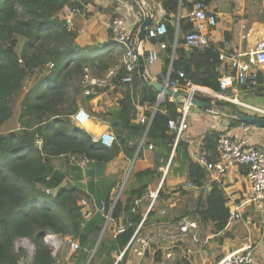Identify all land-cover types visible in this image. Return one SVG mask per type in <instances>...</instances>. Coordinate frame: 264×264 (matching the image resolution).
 I'll return each instance as SVG.
<instances>
[{"label":"trees","instance_id":"1","mask_svg":"<svg viewBox=\"0 0 264 264\" xmlns=\"http://www.w3.org/2000/svg\"><path fill=\"white\" fill-rule=\"evenodd\" d=\"M129 1L138 9L132 0ZM159 1L168 16L176 15L179 7L189 12L200 0ZM210 2L204 0L205 5ZM87 3V0H0V264H17L14 242L19 237H27L35 246L32 264H55L50 248L43 241V235L49 231L78 239L81 246L86 243L95 246L100 236L96 252L88 264H111V253H118L127 245L142 218L139 207L132 211V202L140 198L148 183L157 177V169L134 172L137 186L127 199L119 198L114 202L106 198L101 202L99 207L104 204L106 211L110 210L111 220L122 217L125 226L112 236L102 231L105 218L99 207L95 216L81 227L83 213L79 202L86 197L77 184L82 176L81 169L72 164L69 171H63L56 168L55 160L60 156L67 159L86 157L105 164L121 151L128 159H133L141 153L144 145L151 143L157 145L159 156L165 160L172 150L175 134L169 130L168 121L180 117L177 110L180 102L165 98L154 111L158 92L144 86L137 67L132 73L131 84L121 82L126 75L124 65L119 66L106 84L122 86L124 90L119 100L117 119L109 120L115 135L110 147L94 142L89 134L72 122L71 116L78 109L81 94L96 86L84 84L85 70L93 66L108 69L105 61L107 55L113 53L111 47L114 44L110 43L114 38L110 29L109 48L95 51L76 44L75 28L67 30L64 10L90 16L96 10L86 14L84 5ZM177 29L178 32L173 24L166 22L164 36L146 38L152 43L165 42V50L172 54V59L165 61L162 73L166 74L170 66L171 79L182 71L191 83L219 91L218 78L230 68L219 59V53L212 45L204 49L192 48L190 52L183 49L184 37L191 29L187 17L179 19ZM20 37L24 41L17 51ZM174 41L176 46L173 49ZM121 51L124 52L123 49ZM33 78V85L23 94L26 84ZM74 83L77 88L72 91ZM137 87L140 88L139 98L134 94ZM248 88L258 95L264 94L262 71L257 86ZM86 95L87 98L93 96ZM19 97L17 126L12 131L3 132L1 128L11 118ZM214 103L227 106L231 111L237 110L230 102L219 104L216 100ZM136 105L151 108L144 111L145 118L150 120L148 125L147 122H133L137 115ZM240 123L236 119L230 120L231 126ZM219 133L211 131L203 138L201 149L208 161L219 158L216 150ZM38 139L41 140L40 146L36 144ZM179 149H183L185 155L187 180L200 192L194 208L184 209L173 219L177 221L187 216L200 226L210 225L216 234L223 232L230 222V208L223 188L213 180L209 182L210 188L204 191L210 179L209 172L189 158L181 140L175 146L176 151ZM46 189L50 192L47 193ZM162 190L161 187L159 193L164 197ZM121 261L119 264L124 263L125 255Z\"/></svg>","mask_w":264,"mask_h":264},{"label":"crops","instance_id":"2","mask_svg":"<svg viewBox=\"0 0 264 264\" xmlns=\"http://www.w3.org/2000/svg\"><path fill=\"white\" fill-rule=\"evenodd\" d=\"M147 1L154 10L153 24L164 21L166 25V22H170L178 32L179 19L186 17V9L179 7L176 15L169 14L167 16L159 0ZM119 7L118 5L116 8ZM133 8L129 4L125 7V11L133 14V24L136 32L142 21V15L139 9L136 11ZM207 8L209 11L214 12L217 17V25L210 31L208 38L210 46L212 45L218 53L227 55L234 52L247 53L253 49L257 41L264 38L263 0H211ZM88 9L87 6L86 12H89ZM72 13L73 17L76 18L74 20L76 21L75 29L77 31L75 41L79 47L92 48L95 51L109 46V19L106 18V14L97 12L86 20L84 14ZM80 18H83V20L80 21ZM113 43L111 42L110 45ZM143 47L145 54L149 50L157 51L158 59L154 64L148 66V70L153 79L163 81L165 74L162 73V69L165 61L169 58L172 59V54L169 55L165 49L161 48L159 42L152 43L150 40H145ZM182 47L190 52V48L185 45H182ZM111 49L122 50L121 47L113 46ZM116 71L117 68L109 72L112 75ZM262 72L264 74V70ZM122 88V86L113 84L108 86L96 85L90 89L89 94L93 95L91 98H87V95L83 92L78 99V108H84L89 113L90 119L86 122V126L92 129L93 134H89L83 127L75 125L83 129L92 138L93 135L98 138L105 133L111 132L114 134L109 125V120L117 119L119 100L122 98L124 91ZM139 92L140 88L137 87L134 92L135 98H139ZM230 94L236 96L238 102L241 101L246 104V107L249 108L250 106L257 109L256 111L264 112V107L256 103L259 102V96L253 93L248 86L241 87L237 94L232 92ZM158 104L157 101V104L153 107L154 111L158 109ZM146 110H151V108L136 105L137 115L133 122L139 123L140 118L145 117L144 111ZM187 122L188 128L182 134L180 140L185 144L188 156L192 161H195L196 156L203 152L201 149L203 138L211 131L226 133L234 137L243 136V133L237 128L238 125L231 126L230 121L225 116L204 112L194 106L190 108ZM247 139L254 148L264 149V128L253 127L247 135ZM149 145L152 146V149L148 148ZM149 145H144L141 153L136 154L133 159H128L121 151L115 158L105 164H99L88 159L89 162L85 168L80 167L79 158L67 159L66 156H60L54 162L56 168L63 171H69V165L72 164L81 169L82 176L77 184L86 193V197L79 204L82 207V213L89 211L92 217L95 216L99 205L106 198L115 202L119 198L127 199L130 196L131 191L137 186L133 176L134 172L147 168L157 169V177L148 183L146 191L139 198L140 204L138 207L142 214L140 220L142 226L138 231V225L136 226L132 237L123 249L118 253H111V264L121 263V258L124 255L125 261L122 264H214L247 243L254 246L257 262L264 264V202L261 206L257 205V201L249 191L243 169L235 166L226 168L218 183L227 196L231 210L240 214L238 222H236L237 220L229 222L223 232L216 234L212 231L210 225L203 227L195 221L198 225L193 231L197 233L196 240L192 236L191 230L187 234L170 232L177 235L178 242L173 252L168 249L166 241L169 235L167 234L169 230L166 225L167 215L169 214L172 223H176L177 221L173 218L179 216L180 212L184 209L192 210L194 208L200 190L197 187L186 188L189 181L187 180V165L185 164V155L182 153L183 149L176 151L172 146L167 159L163 160L159 156L157 145L153 143ZM211 181L209 179L204 191L210 188L209 182ZM161 187L164 197H161L162 195L159 193ZM182 187L184 191L181 190ZM150 192H155L156 198L153 205L148 208L152 199L149 196ZM178 194H180L179 198L177 197ZM175 197L179 199V202H184L174 201ZM187 201L191 202V207L186 204ZM176 212H179V215ZM257 217L260 219L259 222ZM118 228H125L122 217L116 221H109L104 232H106V235L114 236ZM136 231L137 233H135ZM104 232L102 233L104 234ZM142 240H147L148 245L142 247ZM81 247L82 249L74 255L69 254L67 250H63L61 252L63 264H88L97 248V243L95 246L86 243ZM138 251L141 254H138Z\"/></svg>","mask_w":264,"mask_h":264},{"label":"built area","instance_id":"3","mask_svg":"<svg viewBox=\"0 0 264 264\" xmlns=\"http://www.w3.org/2000/svg\"><path fill=\"white\" fill-rule=\"evenodd\" d=\"M127 4H123L119 8H116L117 14L111 19L108 24V29L113 34V47H121L125 55L123 57V65L126 70V75L121 79L123 84H131L132 73L137 67L136 55L133 53V39L135 35V26L133 24V16L125 11ZM186 17L191 23V29L186 33L184 37V44L186 47L192 49H204L210 47L208 35L210 31L217 25V17L214 12L209 11L204 0H200L193 4L192 9L187 12ZM67 30H71L72 21L71 18L66 17ZM166 34V25L164 21L156 22L149 26L146 30V38L158 39ZM116 45V46H115ZM161 48L165 49V42H159ZM176 46V41L173 43V48ZM158 59L156 50H149L145 56V62L147 66L154 64ZM219 59L224 65L230 68L229 72L224 73L218 78L219 91H214L210 88L196 85L186 80L184 72L179 71L177 77L174 79L170 78V66L167 73L165 74L163 81L175 91L185 92L191 96H199L204 98H210L215 100H223L230 103L241 104L238 102L236 96H232L231 92L237 94V91L243 86H257L258 76L261 71L264 70V38L257 41L253 49L247 53L238 52L230 55L219 53ZM52 66V64H49ZM111 74L104 79L92 78L88 75L84 77V84L90 85H106L109 83V77ZM183 81L182 85L180 84ZM90 90H84V94H89ZM165 98L159 95L158 103L162 102ZM170 101H174L168 98ZM192 105L188 101H181L177 110L180 112V117L177 119H170L168 121V128L171 132H174L173 149L175 148L178 140H180L182 134L188 128L187 115ZM83 110L84 115L81 119L86 122L90 119L89 113L83 109L78 108L77 111L71 116L74 124L76 123V116ZM147 122L150 120L142 117L140 123ZM237 128L243 133L241 137H234L226 133L220 132L216 140V150L219 158L216 161H208L204 152L198 154L195 158V162L203 166L210 174V180L219 182L220 176L225 173L228 167H239L243 169L246 182L248 184L251 196L257 201V205L261 206L264 202V149L254 148L250 145L247 135L251 132L252 126L240 123ZM112 134L105 133L103 135ZM100 137V136H99ZM99 137L96 141L103 144ZM115 141V139H114ZM113 141V142H114ZM112 142V144H113ZM36 144L40 146L41 140L38 139ZM111 144V145H112ZM142 144V143H141ZM140 144V145H141ZM104 145V144H103ZM105 146V145H104ZM152 149V146H148ZM89 160L86 157H79V164L81 168H85ZM192 183L188 182L186 188H195ZM47 193L50 191L45 190ZM151 202L150 208L154 199L156 198L155 192L149 194ZM227 197V196H226ZM228 200V199H227ZM232 203V202H230ZM140 204V199L135 198L132 202V211H135ZM229 205V204H228ZM230 208V222L238 220L240 214L233 212ZM102 216L105 218L104 226L102 231L105 230L106 225L111 221L110 210L106 211L105 205L102 204L99 207ZM92 217L91 212L87 211L83 213V219L81 227ZM179 233L187 234L189 230L192 231V236L195 237L197 233L193 232L197 224L195 221L187 216H182L177 220ZM142 221L138 223V228H141ZM123 228H118L116 234L121 232ZM137 231L135 233H137ZM180 236V235H179ZM196 240V237H195ZM44 243L50 248L51 256L55 261V264H63L62 257L60 256L63 250H67L69 254H75L82 249L78 239H71L67 235L57 234L53 232H46L43 235ZM142 247L148 245V241L142 240ZM14 250L18 255L17 264H32L35 256V246L27 237H19L14 242ZM141 254L140 251L137 252ZM214 264H259L255 257L254 246L251 243L244 244L242 247L230 252L224 256L220 261Z\"/></svg>","mask_w":264,"mask_h":264},{"label":"rangeland","instance_id":"4","mask_svg":"<svg viewBox=\"0 0 264 264\" xmlns=\"http://www.w3.org/2000/svg\"><path fill=\"white\" fill-rule=\"evenodd\" d=\"M87 4L84 5V8L85 10H87V6L89 7V12H86V14L88 13H92L94 12L93 10H96L93 14L99 12L101 14H106V18L109 19V22L111 21V18H113L117 12L115 10V8L119 5V6H123V4H127V5H132L131 2L129 0H87ZM133 6V5H132ZM134 7V6H133ZM138 8V7H137ZM135 8H133L134 10ZM136 11H138V9H135ZM64 14H65V17H68V18H71V21H72V27L75 28V24H76V18L73 17V13L70 12L68 9H65L64 10ZM84 14V15H83ZM132 14V13H131ZM82 15L85 17L86 20H88L90 18V16H85V13H82ZM133 15V14H132ZM111 17V18H110ZM83 18H80V21H82ZM23 41L24 39L22 37L19 38V43H18V46H17V51H20V49L22 48V44H23ZM109 48V47H107ZM92 49V48H91ZM118 51L116 50H113V53L111 54H108L107 55V60L105 61V64L107 65L108 69H100L96 66H93L92 68H87L85 71L87 73V75L89 77H92V78H98V79H104L106 78V76L109 75V71H113L114 69L119 68L120 65H123V57L125 55V52H122L121 50L117 49ZM124 51V50H123ZM33 81H34V78L32 79L31 82H28L26 84V87L24 89V93L25 94L29 89L30 87L33 85ZM77 88V84L74 83L72 85V91L75 90ZM255 93V92H253ZM256 94V93H255ZM258 97V101L259 102H256L258 103V105H261L264 107V94H261V95H258L256 94ZM22 97V96H21ZM21 97H19L16 101H15V105L13 107V114L11 116V118L5 123V125L1 128V130L3 132H8V131H12L14 128H16L17 126V122H16V119L18 117V113H19V109H20V100H21ZM208 100H213L210 99V98H207ZM219 104H224L225 101L223 100H217ZM214 102V101H213ZM216 102V100H215ZM241 102V101H240ZM227 104H230V103H227ZM233 105H235L234 107L237 109V111L239 112H243V113H246V114H250V115H256V116H259V117H262L264 118V112H259V111H256L257 109L253 108V107H246V104H244L243 102H241L240 105H237L235 103H233ZM84 109V108H83ZM225 116V115H224ZM229 121L233 118L230 117V115H227L225 116ZM180 197V194L177 195V197ZM175 197L173 200L174 201H178L179 197L177 198ZM254 198V197H253ZM255 199V198H254ZM179 202V201H178ZM177 202V204H178ZM184 202V201H183ZM183 202H179V203H183ZM191 202L187 201L186 204L191 207L190 205ZM168 214V213H167ZM177 215H179V212H176ZM259 217H257V221L259 222ZM238 222V220L236 221ZM235 222V223H236ZM165 223V221H164ZM166 225H167V228L169 230V232L167 234H169L167 236V245H168V249H171V251L173 252V250L175 249V246L177 245V235L175 234H171L170 232H173V233H176V232H179L177 229V225L178 223H172V220L171 218L169 217V214L167 215L166 217ZM169 225V227H168ZM198 226V225H197ZM100 240V236L97 240V244ZM155 244V243H154ZM96 250V249H95ZM96 252V251H95ZM94 252V253H95ZM93 253V254H94ZM91 255V254H90ZM93 257V255L91 256Z\"/></svg>","mask_w":264,"mask_h":264},{"label":"water","instance_id":"5","mask_svg":"<svg viewBox=\"0 0 264 264\" xmlns=\"http://www.w3.org/2000/svg\"><path fill=\"white\" fill-rule=\"evenodd\" d=\"M142 15V21L139 24L133 39V53L136 55V65L138 76L144 86L153 88L163 98H171L174 101H188L195 108L210 112L218 115H230L231 118L240 121L241 123L248 124L252 127L264 128V118L250 115L237 110L231 111L227 106H218L212 100L207 98L203 99L199 96H191L185 92L175 91L172 87L168 86L164 81H158L151 77L148 66L145 62V52L143 43L146 40V30L153 24L154 10L147 0H132ZM264 2V0H263ZM264 16V10H263ZM159 101V100H158Z\"/></svg>","mask_w":264,"mask_h":264},{"label":"clouds","instance_id":"6","mask_svg":"<svg viewBox=\"0 0 264 264\" xmlns=\"http://www.w3.org/2000/svg\"><path fill=\"white\" fill-rule=\"evenodd\" d=\"M83 115H84L83 110H81V112L77 114L75 118L77 125L80 127H83L84 130L87 131L89 134H93L92 129L87 128L86 121L81 119ZM96 139H97V136L93 135L94 142L96 141ZM114 139H115L114 134H108V135H103L99 137V140L107 147L111 146Z\"/></svg>","mask_w":264,"mask_h":264}]
</instances>
